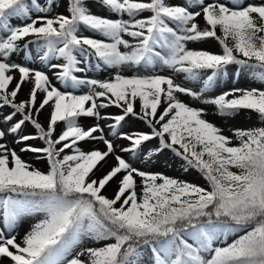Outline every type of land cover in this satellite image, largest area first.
I'll return each mask as SVG.
<instances>
[{
  "label": "snow or ice",
  "instance_id": "6c2138e0",
  "mask_svg": "<svg viewBox=\"0 0 264 264\" xmlns=\"http://www.w3.org/2000/svg\"><path fill=\"white\" fill-rule=\"evenodd\" d=\"M97 2L110 16L94 14L88 0H68V15H51L60 6L56 0H0V264H264V127L234 129L233 145V137L203 118L204 109L179 99L184 94L214 105L221 116L249 110L264 123V89L232 88L204 98L232 65L235 79L264 82V0ZM13 17L28 22L13 26ZM208 39L218 42L220 53L188 47ZM37 59L39 69L30 66ZM125 66L138 74L122 75ZM157 66L188 81L206 79L193 91L173 76L144 72ZM101 68L117 71L103 80L83 75ZM27 83L28 98L18 101ZM46 107L44 127L39 116ZM110 107L120 113L102 111ZM80 118L95 123L85 128ZM129 118L150 131L120 133ZM102 120L114 121L111 135L129 146L117 149ZM27 125L34 134L24 132ZM34 140L42 146L28 143ZM153 140L157 147L145 151ZM90 141L105 150L85 151L81 144ZM13 144L46 160L47 172L26 162ZM165 150L183 161L185 172L201 173L208 187L138 169L131 159L151 161ZM109 156L117 163L96 178ZM35 215L42 219L18 241L13 233L20 220ZM240 230L244 234L228 243ZM88 241L93 246H85Z\"/></svg>",
  "mask_w": 264,
  "mask_h": 264
},
{
  "label": "rangeland",
  "instance_id": "374dc122",
  "mask_svg": "<svg viewBox=\"0 0 264 264\" xmlns=\"http://www.w3.org/2000/svg\"><path fill=\"white\" fill-rule=\"evenodd\" d=\"M39 2L41 4H43L44 0H39ZM56 2L60 6L57 8H54V12L51 13V15H55L56 13H62L64 15H68V11H67L68 0H56ZM174 2H181V0H174ZM248 2L260 3L261 0H248ZM88 3H89V6L91 8V11L94 14H97L100 16H110V12L107 11L103 6H101V4L98 3L96 0H88ZM32 14H33V16L36 15V13H34V12ZM143 15L146 16V15H148V13H144ZM112 18H115V17L112 16ZM124 18L127 19V17H124ZM26 22H28V21H24L23 19H19V18H15V17L10 19V23L13 26H21ZM82 31H83V35H85V36L94 35L90 31H87V30H82ZM97 38H102V37H97ZM188 47L190 49L207 50V51L212 52V53H220L221 52L220 45L214 39H208L207 41L196 43V44L189 43ZM121 51H126V49L121 48ZM13 60H15L17 63L22 62V60L20 58H17V57H13ZM52 63H60V61L53 60ZM30 66L37 68V69L41 68V64H40L38 59L36 60L35 63H31ZM235 67L236 66H234V65L229 66V75L227 77H225L222 81L218 82L217 85H214V87L211 90L206 92L204 94V98L214 97L217 94H219L220 92L230 90L232 88L264 89V82L250 78L248 75H241V77L238 80L235 79L233 77ZM116 71H117L116 69H111V70L106 71L103 68H101L98 70H89L86 74H83V75H86L88 78H95V79L103 80L109 76L110 72L114 74ZM119 71L121 72L122 75L132 76L134 74H138L139 70L125 66V67L121 68ZM149 71H155L156 73L161 74V75L173 76L176 83L181 84L182 86L190 88L193 91H197V92H199L200 89L203 87V79H206V77L202 76V78L199 81H188L185 79V74L174 73L171 69L162 68L160 66H157L155 69L149 68V69L144 70L145 73L149 72ZM53 72H54V70H48L47 74L49 75L52 82L54 84H56V86L58 88H62V85H60V83L56 80L55 76L53 75ZM12 75H14L17 79L19 78L18 73L14 72V73H12ZM77 75H82V74L77 73ZM24 87L28 88V92H29V89L32 87V85L30 83H27L22 88H24ZM87 91H88L87 88H81L79 90L80 93H85ZM21 94H22V90H21V93L17 97L18 101L19 100L23 101V100H26L28 98V93H27V96L25 95L26 98H23V99H21V97H20ZM179 99L191 107H194L197 109H204L205 113H204L203 118L206 119L207 121L213 123L217 127H219L222 130V133L226 136H229V137H233V130L234 129H250V128H255V127H264V123H261L258 120L257 114H255L249 110H241L238 114H236L235 116H231V117L221 116L218 114L217 109L214 105L204 104L200 100H195V99H193L187 95H184V94H179ZM10 111H11V109H9V108L3 109V112H5V113L10 112ZM102 111L106 112L108 114H113V115L120 113V110L115 108V107H110V108L102 110ZM16 119H19V116H17ZM48 120H49V109L46 107L45 110L39 116V122L44 127H47ZM80 123L85 128H87V127L93 125L95 123V121L92 118H80ZM99 123L105 128L106 138L111 139L114 142V145L117 147V149H119L121 147L129 146L128 141H126L122 138H119L118 136H112L111 135V129L108 128V124L114 123V121L102 120ZM0 127H5V125L0 124ZM63 128H64L63 122L59 123L57 125V134ZM118 131L120 133H126V132H132V131L149 132L150 129L142 121H139V120L134 119V118H129L127 123L122 124V127ZM24 132L27 134H34V129L32 128L31 125H27L24 128ZM12 139H13V137L11 135H9L8 141L11 142ZM28 143H30L34 146H38V147L42 146V141H38V140L29 141ZM232 143H233V145H237L238 141L235 140V138L233 137ZM157 145H158V140H153V141L147 142L145 145H143V148L145 149V151H147L148 149H153V148L157 147ZM12 146L16 148L17 152L22 156V158L26 162L34 165L36 168L40 169L41 171L47 172L48 164H47L46 160L36 159L35 157L37 154H34V153H30V152L21 153L19 150L24 145L13 144ZM81 147L85 151L90 150L92 148H98L100 150H105V145L102 142H98V141H90V142L82 143ZM68 151H70V150H68ZM119 154L122 157H124L125 159H129L128 153L120 152ZM131 159L134 162V166L137 167L138 169L149 171V172H162L165 175L170 176V177H174V178L185 180V181H188L191 183H195V184L200 185L202 187H208L207 181L204 179V177L201 175V173H199L196 169L189 168V170L187 172H185L183 170V168L181 167V164L183 163V161L180 158L176 157L170 150H165L163 153H161L159 155L158 158L153 157V159L151 161H145L142 158L137 157V156H133ZM106 160H107V163L101 162L103 167H101L99 165L97 166L98 170L104 171L103 169H104V167H106L105 165H107V167H108L110 162L113 163L108 168V170L104 171V174H106L107 171H109L117 163L115 161L114 157H112V156L107 157ZM40 167H42V169ZM232 171H237V170L232 169ZM95 177L100 178L102 176L99 177V176L95 175ZM115 187L116 186L114 185L112 187L113 188L112 191L109 192V195H106V196L112 197L114 194V191H115ZM0 195H2V194H0ZM40 219H42V215L23 217L20 220L15 232L13 233V234L17 235V240L19 241L31 229V227L36 222H38ZM0 226H2V225H0ZM22 230H23V232H22ZM26 230H28V231L26 233H24V231H26ZM243 234H244L243 230L237 231L236 233H234L228 237L227 242L231 243L233 240L238 238V236L243 235ZM109 242H111V241H109ZM85 246H93V242L88 241V242H86ZM70 258H72V257H69V259ZM205 258H207L206 254H205ZM5 264H7V262H5Z\"/></svg>",
  "mask_w": 264,
  "mask_h": 264
},
{
  "label": "bare ground",
  "instance_id": "6f19581e",
  "mask_svg": "<svg viewBox=\"0 0 264 264\" xmlns=\"http://www.w3.org/2000/svg\"><path fill=\"white\" fill-rule=\"evenodd\" d=\"M13 84H15V81L13 82ZM27 93H28V88H26V87L22 88V94H21V96H20L21 99L26 98L25 95L27 96ZM19 101H20V100H19ZM112 164H113V163L110 162L109 165H108V167H107V165H105L107 168L104 167L103 170H104V171L108 170V168H109ZM38 165H39V164H38ZM40 168L42 169V167H40ZM105 168H106V169H105ZM104 171H102V170H98V169H97V170H95V172H96L95 175H96V176H99V177H100V176H103V175H104ZM107 172H108V171H107ZM114 185H115V184H112V186H106V190L104 191V194H105V195H109V192L112 191V189H113L112 187H113ZM27 231H28V230L24 231V233H26ZM22 232H23V230H22ZM24 233H23V234H24Z\"/></svg>",
  "mask_w": 264,
  "mask_h": 264
}]
</instances>
